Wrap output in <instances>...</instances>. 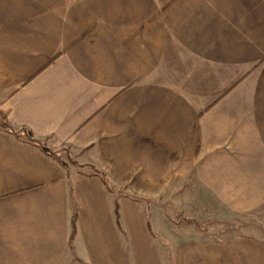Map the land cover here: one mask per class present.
Wrapping results in <instances>:
<instances>
[{"label":"crops","instance_id":"obj_1","mask_svg":"<svg viewBox=\"0 0 264 264\" xmlns=\"http://www.w3.org/2000/svg\"><path fill=\"white\" fill-rule=\"evenodd\" d=\"M0 113L132 194L0 128V264H264V0H0Z\"/></svg>","mask_w":264,"mask_h":264},{"label":"rangeland","instance_id":"obj_2","mask_svg":"<svg viewBox=\"0 0 264 264\" xmlns=\"http://www.w3.org/2000/svg\"><path fill=\"white\" fill-rule=\"evenodd\" d=\"M63 159L67 164L70 165H74V158L73 157H69V154H67L66 151L61 150V155H60V159ZM73 169H75V167H72ZM84 171L85 169H81L80 171ZM90 170V169H89ZM86 170V171H89ZM103 179L105 180V182L107 183V187L109 188V191L112 194H116V196H132V194L130 193V191L120 185L117 184L113 181H111L105 174H103ZM175 194V195H173ZM168 192H165L163 197L160 199V201H158L156 204H160L162 206V209L165 210V214L167 215V209L166 206L168 207V205H175L177 206L178 203H181L179 205V207H181V209H179L178 207L176 208V217L173 219L176 221V223H179L181 226H186V227H190V229L192 231H200L201 235L203 236V238L205 237H218L222 234H224L228 228L229 229H234L236 232H238V227L240 231H245L246 226H243L245 223L243 222H239V221H234L235 223H232V227H231V223H225L223 222V225H219L217 222V220L213 219V217H211L212 214L205 212V213H195V214H190L189 211L190 208L187 209V211L182 208V207H187L185 206V202L181 201V193L180 190L179 191H175L174 193L172 192V194H170L169 196ZM172 195V196H171ZM133 198H138V197H133ZM189 205V204H188ZM190 206V205H189ZM162 212V210H161ZM171 213V212H170ZM182 215V216H180ZM191 215V216H188ZM180 216V217H179ZM226 225H228L226 227ZM218 227V228H217ZM178 230V229H177ZM188 230V229H187ZM221 237V236H220Z\"/></svg>","mask_w":264,"mask_h":264},{"label":"trees","instance_id":"obj_3","mask_svg":"<svg viewBox=\"0 0 264 264\" xmlns=\"http://www.w3.org/2000/svg\"><path fill=\"white\" fill-rule=\"evenodd\" d=\"M0 128H2L4 131H6L8 133H11V134L15 135L18 138H23V140H25L27 143L38 147L39 149H41L43 152H45L50 157L54 158L58 162H61L60 161L61 150L53 151L51 149L46 148L45 145L41 141L36 139L34 137V135L28 130H25V129L15 130V129L11 128L8 125V122H7L6 118L1 113H0ZM66 152H67V154H69V157H72L68 150H66ZM74 165L79 167V168H90L92 173H94V175H98L102 179L103 183L105 185L107 184L105 182V180L103 179V177H104L103 174H101L100 172L96 171L93 167L81 166L77 162H74ZM76 220H77V214H76V212H73V215L71 217V222H70L71 223V233L69 235V244L72 243V239L74 237Z\"/></svg>","mask_w":264,"mask_h":264}]
</instances>
